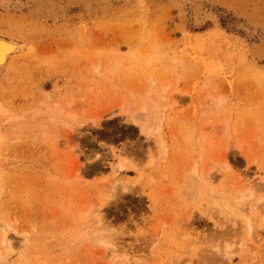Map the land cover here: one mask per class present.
I'll list each match as a JSON object with an SVG mask.
<instances>
[{"label":"rangeland","instance_id":"1","mask_svg":"<svg viewBox=\"0 0 264 264\" xmlns=\"http://www.w3.org/2000/svg\"><path fill=\"white\" fill-rule=\"evenodd\" d=\"M0 38V264H264V0H0Z\"/></svg>","mask_w":264,"mask_h":264},{"label":"bare ground","instance_id":"2","mask_svg":"<svg viewBox=\"0 0 264 264\" xmlns=\"http://www.w3.org/2000/svg\"><path fill=\"white\" fill-rule=\"evenodd\" d=\"M1 37H2V36H1ZM23 49H24V45L20 44V43L17 42L16 40H13V39H11V40H5L4 38H3V39L0 38V79H1V77L4 75L5 70L7 69V67H8L9 64H10V62L13 60V58H14L18 53L20 54V52L23 51ZM15 58H16V57H15ZM164 91H166V90L164 89ZM208 103H209V102H208ZM206 105H207V104H206ZM210 105H211V104H210ZM68 106L70 107L69 104H68ZM210 107H211V106H210ZM144 110H145V108H143V111H144ZM146 110H147V109H146ZM57 111H58V110H56V113H57ZM61 112H62V111L60 110V113H61ZM61 114H63V113H61ZM68 114H69V113H68ZM74 114H75V113H74ZM136 115H137V114H136ZM69 116H71V115H69ZM148 116H149V115H148ZM76 117H77V116H76ZM76 117L72 116V117H70V118H71L70 120L75 121V120L77 119ZM68 118H69V117H68ZM66 119H67V118H66ZM70 120H69V121H70ZM81 120H82V119H81ZM144 121H145V120H144ZM151 121H152V120H151ZM73 123H74V122H73ZM73 123H72V124H73ZM94 123L97 125L98 121L95 120ZM94 123H93V125H95ZM145 124H146V123H145ZM97 126H98V125H97ZM149 127H151V126H149ZM146 128H147V127H146ZM159 128H160V127H159ZM144 132H145V131H144ZM149 132H150V129H147L145 133L148 134ZM145 133H144V134H145ZM150 134H151V133H150ZM148 135H149V134H148ZM151 137H152V136H151ZM161 145H162V144H161ZM225 161H227V160L225 159ZM222 162H224V161H222ZM226 163H227V162H226ZM220 164H222V163L220 162L219 165H220ZM223 165H224V164H223ZM223 165H222V167H223ZM227 165H228V164H226V166H227ZM262 165H263V164H262ZM130 166L132 167V166H134V165L131 164ZM134 167H135V166H134ZM134 167H132V168H133V169H137L136 167H135V168H134ZM211 167H212V166H211ZM211 167H210V168H211ZM215 167H217V166H215ZM227 167H228V166H227ZM212 168H214V167H212ZM212 168H211V169H212ZM194 169H195L194 171L197 172L196 167H195ZM118 170H119V169H118ZM225 170H227V169L225 168ZM227 171H229V170H227ZM207 172H210V173H208V175H209V174H211L212 171L209 169V170H207ZM212 173H213V172H212ZM215 173H216V171H215ZM262 173H263V172H262ZM206 174H207V173H206ZM226 175H227V174H226ZM260 175H261V174H260ZM263 175H264V174H263ZM199 176H200V175H199ZM211 176H213V174H211ZM202 177H203V176H202ZM262 177H263V176H262ZM262 177H261V178H262ZM142 178H143V177H142ZM203 178H204V177H203ZM203 178H202V179H203ZM205 178H206V177H205ZM208 178H209V179H208ZM208 178H207V179H208V181L210 182V181H212L211 178H213V177L210 178V177L208 176ZM261 178H260V179H261ZM200 179H201V178H200ZM200 179H199V180H200ZM204 181H205V180H204ZM138 182H139V181H137V183H138ZM209 182H207V183H209ZM253 182H254L255 184H254ZM253 182H252V184H250V186L252 185V187L250 188V190L253 191V189L255 188V189H256L255 191H257V193H258V190H257V189H258V187H259L260 185L257 186L258 183L256 184V181H255V180H254ZM199 183H200V182H199ZM210 183H211V182H210ZM202 184H203V183H202ZM259 184L263 185L264 183L262 184V182H259ZM200 185H201V184H200ZM211 186L213 187V183H212ZM211 186H210V190H211V188H212ZM205 187H206V186H205ZM236 188H237V187H236ZM239 188H240V187H239ZM252 188H253V189H252ZM214 189H215V188L213 187V188H212V192L209 191V192L211 193V195H210V193H209V195H210V197H211V198H209V199H212V201H211V200H210V201H211V202H214L213 204H214V206H216V207H214V208H215V209H218V210H219L218 206L221 207L220 203H222V205H223V208H222V209L227 210L226 218H227L228 220L225 221V222H227V223H229V219L231 220V219L233 218L232 216H234V215L236 214V213L234 212V210H235V208H236V209L239 208L237 204L242 205L243 202H245V199H246V197H245V199H244L245 194H248V193H249V196H248V197H250V195L252 196V192H251V191H250V192L247 191L248 193H247V192H246V193L241 192V194H242V193L244 194V195H241V197L238 196V199L241 198L242 201L244 200L243 202H239V203H238V202L236 201V200H238L237 198L232 199V201H231L232 203L234 202L233 200H235V201L237 202V203H236V206H237V207H235V208H234V206L231 207V212H230V215H229L230 217H229V216H227V215H228V212L230 211V210H228V209H229V207H230L231 205H233L234 203H233V204L231 203V205H230L228 201H227L228 203L225 202L226 199H225V201H224V198H223L224 196H223V197H221V196H220V197L217 196V194L215 193V191H216L217 189H216V190H214ZM237 189H238V188H237ZM263 189H264V186L259 187V191H260V192H261V190H263ZM208 190H209V189H208ZM234 191H235V190H234ZM235 192H236V191H235ZM220 193H221V192H220ZM236 193H237V192H236ZM250 193H251V194H250ZM223 194H225V193H223ZM236 195H239V191H238V194H236ZM261 195H262V194H261ZM263 195H264V194H263ZM261 197H262V200H264V197H263V196H261ZM250 198H251V197H250ZM247 199H249V198H247ZM260 200H261V199H260ZM260 200H258V201H260ZM238 201H241V200H238ZM262 202H263V201H261V202L259 203V202L256 201L257 206H256V204H254V206H253V207L256 206L255 209H257L258 212L261 210V209H258V208H259V207L261 208V205H260V204H261ZM258 203H259L260 206H258ZM263 204H264V203H263ZM101 206H102V204H101ZM101 206H100V208H102ZM263 207H264V206H262V208H263ZM100 208L97 207L96 210H98V209L100 210ZM232 208H234V209H232ZM239 209H240V208H239ZM246 209H248V208H246ZM251 209L254 210V208H251ZM263 209H264V208H263ZM263 209H262L261 212H259V213H262V214H263V213H264V210H263ZM96 210H94V211H96ZM99 210H98V211H99ZM240 210H241V209H240ZM253 210H252V213H251V214L256 213V210H255V212H253ZM88 211H90V209H88ZM88 211H87V212H88ZM209 211H210V210H209ZM209 211H208V212H209ZM216 211H217V210H216ZM223 211H224V210H223ZM232 211H233V212H232ZM235 211H239V210H235ZM242 211H244L243 207H242ZM246 211L248 212V210H245V212H242V214L245 213L246 215H247V214L249 215V218H248V216L246 217V216L242 215L243 218H244V217L246 218V219L244 218V220H246V221H245V225H246V226H244V227H248V228H246V229H248V232H247V233H248V237L251 235V234H249V233H252V231L254 232V233H252V235H253L252 237H254V236L256 237L257 230H255V231L253 230L254 227L251 226V225H253V224H251L252 222H251V220H250V214H249V212L247 213ZM87 212H86L85 214L81 215L80 218H81L82 221H83L84 218L86 217L85 215H87ZM211 212H212V211H211ZM217 212H218V211H217ZM219 212H220V210H219ZM219 212H218V213H219ZM258 212H257V215H259ZM92 213H93V212H92ZM94 213H95V212H94ZM223 213H224V212H223ZM238 213H239V212H238ZM240 213H241V212H240ZM95 214H96V213H95ZM97 214L100 215L101 213L98 212ZM97 214H96V217H95V218H97L96 223H97V221H98V226H100V225L102 226V224L100 223V221H101V219L103 218V216H102L103 214H101L102 218H101V216H99V215L97 216ZM232 214H233V215H232ZM262 214H261V215H262ZM219 215L221 216V214H219ZM261 215H260V216H261ZM223 216H225V215H223ZM240 216H241V214H240ZM252 216H255V214H253ZM98 217H99V219H98ZM217 217H218V216H217ZM228 217H229V218H228ZM234 217H235V216H234ZM262 217H263V215L261 216V219H262ZM86 218H87V217H86ZM86 218H85V219H86ZM235 218H236V217H235ZM241 218H242V217H241ZM243 218H242V219H243ZM255 218H256V216H255ZM218 219H219V217H218ZM221 219H222V218H221ZM242 219H241V221H244V220H242ZM251 219H252V218H251ZM215 220L217 221V219H215ZM252 220H253V219H252ZM232 221H233V220H232ZM236 221H237V220H236ZM217 222H218V225L221 223V221H220V222L217 221ZM230 222H231V221H230ZM261 222L263 223V221H261ZM214 223L216 224L215 221H214ZM222 223H223V222H222ZM256 223H257V219H256ZM262 223H261V224H262ZM99 224H100V225H99ZM215 224H214V225H215ZM257 224H258V223H257ZM95 225H96V224H95ZM218 225H217V226H218ZM220 225H222V224H220ZM242 225H243V222H242ZM98 226H97V227H98ZM215 226H216V225H215ZM258 226H259V229H260L261 226H260V225H258ZM258 226H255V228H257ZM95 227H96V226H95ZM251 227H252V229H251ZM242 229H244V228L242 227ZM93 230H94V231H93ZM93 230H92L93 232H91V234L94 233V234H92V237L95 239V242H96V243H97V242H98V243H103V244L106 243L107 246H108V249H109V247H111L112 250H113V251H112L113 254H114V253L116 254V255L114 254V256L116 257V258H115V257H114V258L117 260V255H118L117 253L120 254V253L123 252V250H121L122 252H118L119 249H121V248H120L121 246L119 245V244H121V243L119 242L117 245L114 244L113 242L107 243L105 237H104L105 240H100L101 237H102V235L100 234L101 231L98 232V231H97L98 229H96V228L93 229ZM95 230H96V231H95ZM249 230H251V231L249 232ZM260 230H261V229H260ZM4 232H5V231H3V233H2V234H4V235H2V236H3V237H2V238H3V239H2V240H3V241H2V244H3V243L5 244V243L8 241V237H9V236L7 237V233H4ZM7 232H8V231H7ZM97 232H98V233H97ZM258 234H261V233H259V231H258ZM263 234H264V233H263ZM88 235H89V234H88ZM93 235H94V236H93ZM99 235H100V236H99ZM103 235H105V233H103ZM113 236H114V235H113ZM90 237H91V236H90ZM90 237H89V238H90ZM252 237H251V239H252ZM261 237H262V236H261ZM9 238H10V237H9ZM249 238H250V237H249ZM107 240H108V239H107ZM246 240H248V239H246ZM253 240H254V239H253ZM9 241H10V240H9ZM101 241H103V242H101ZM112 241H113V240H112ZM249 241H250V240H249ZM255 241H256V238H255ZM10 242H11V241H10ZM93 242H94V241H93ZM121 242H122V241H121ZM98 243H97V244H98ZM8 245H11V244H8ZM121 245H122V244H121ZM10 248H11V247H9V254H10V252L12 253V251H13V250H12L13 248H11V249H10ZM111 248H110L109 250H111ZM228 248H229V247H227V249H226L227 251H226V252H227L228 255H229L230 250H229V252H228ZM106 249H107V247H106ZM5 250H6V249H5ZM2 252H3V251H2ZM226 252L223 253V255H224L225 258H226V256H227V253H226ZM3 253H4V254H1V255H4V256H2V257H3L4 260H6V258L9 257V256H8L9 254H7L8 251H4ZM5 253H6V254H5ZM108 253H109V252H108ZM123 254H127V252H126V253L123 252L122 255H123ZM230 254H231V253H230ZM5 255H7L6 258H5ZM107 256H108V255H107ZM112 257H113V256H112ZM120 257H121V256H118L119 259H121V258L124 257V256H122L121 258H120ZM229 257H230V255H229ZM229 257H228V258H229ZM114 258H113V259H114ZM228 258H226V259H228ZM1 259H2V258H0V260H1ZM115 259L112 260V261H115ZM4 260H3V261H4ZM124 260H125V258H124ZM126 261H127L126 263L124 262L125 264H130V260L126 259ZM1 262H2V261H1ZM131 263H132V262H131ZM132 264H133V263H132Z\"/></svg>","mask_w":264,"mask_h":264}]
</instances>
